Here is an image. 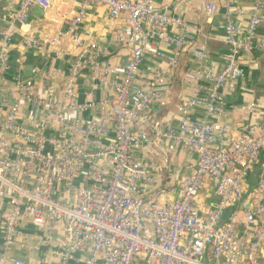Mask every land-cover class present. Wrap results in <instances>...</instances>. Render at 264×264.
<instances>
[{"label":"built area","instance_id":"obj_1","mask_svg":"<svg viewBox=\"0 0 264 264\" xmlns=\"http://www.w3.org/2000/svg\"><path fill=\"white\" fill-rule=\"evenodd\" d=\"M251 2L243 29L232 20L241 9L224 2L217 25L225 44L222 67L182 74L194 87L179 103L173 125L162 114L181 51L187 49L194 63L208 57L207 48L196 44V27L176 15V5L80 0L66 30L22 33L25 52L45 61L68 59V75L54 74L37 91L33 78L4 83L18 27L34 7H51L50 0L20 1L0 30V197L10 199L2 215L0 264H25L7 252L28 224L44 246L62 227L54 251L58 264H261L256 252L264 245V122L225 143L221 126L189 117L195 108L206 117L222 116L226 90L242 73L240 59L264 52V37L256 39L264 28V1ZM90 7L105 9L107 27L121 20L115 42L128 46L121 69L110 65L104 47L86 42L91 32L83 22ZM214 11L206 5L207 17ZM25 60L22 54L20 63ZM200 78L208 83L202 97ZM166 146L196 155L194 171L172 186L164 182ZM258 163L255 187L246 191L245 179ZM207 183L217 202L202 211L198 195ZM227 209V221L218 226Z\"/></svg>","mask_w":264,"mask_h":264},{"label":"crops","instance_id":"obj_2","mask_svg":"<svg viewBox=\"0 0 264 264\" xmlns=\"http://www.w3.org/2000/svg\"><path fill=\"white\" fill-rule=\"evenodd\" d=\"M21 0H0V30L5 26L7 19L16 11ZM49 9H41L40 12L34 7L28 14L26 22L19 26L15 36L9 45L10 71L4 77V83L10 84L16 76L25 78L27 68L31 67L30 78L35 80L37 91H40L49 83L54 74L63 77L68 75V59L57 60L52 58L45 61L34 51H24L21 46V34L33 33L35 36L51 34L55 31H63L68 27V21L73 19L80 10V0H50ZM228 1L232 8L241 9L242 13L233 16V22L243 29L247 22L251 9V0H159L161 4L176 5V15L186 19L196 27V44L207 48L208 57L194 63L190 58L189 68H200L218 72L222 67L221 56L225 51L222 31L217 25L222 20L223 4ZM264 1V0H263ZM213 4L214 13L207 17L206 5ZM106 11L102 7H90L85 10L83 27L91 32L86 38L87 43H95L107 50L110 65L121 69L128 55L127 45H118L115 39L122 34L121 20L113 27L106 26ZM177 31V30H176ZM199 34V36H197ZM264 37V28L257 35ZM167 50L166 52H169ZM24 54L25 63L21 64L19 57ZM191 56V55H190ZM150 61L145 66L151 65ZM242 71L241 76L234 83L233 88L226 90L227 104L224 113L220 117H206L203 108H195L190 111L189 117L194 120L206 119L211 124L221 126L225 143L241 134L252 124L264 122V52L252 51L243 56L239 61ZM187 69V70H188ZM33 71V72H32ZM82 81H79L81 84ZM198 95L205 96L208 92V83L200 78L197 82ZM194 83L183 79L178 85L173 83L172 93L168 104L163 109L162 117L173 125L179 122L178 105L182 99L190 95ZM42 91V90H41ZM25 118L30 117V110L21 104ZM22 114L20 116L23 117ZM170 164L164 173V182L167 186L175 185L182 175L191 174L196 165V155L189 154L183 149L172 150L165 147ZM248 178V177H247ZM247 178L245 190L250 189ZM255 186V183L253 184ZM217 197L210 183H207L199 192L198 206L202 211L213 208ZM10 208V199L7 196L0 197V254L2 252V215ZM23 237L12 246L7 256L11 259H21L25 264H58V257L54 254L55 247L63 235V229L58 226L49 245L38 243L41 235L32 225H24ZM253 230V227L251 228ZM256 257L264 264V245L256 252ZM11 264V263H8Z\"/></svg>","mask_w":264,"mask_h":264},{"label":"trees","instance_id":"obj_3","mask_svg":"<svg viewBox=\"0 0 264 264\" xmlns=\"http://www.w3.org/2000/svg\"><path fill=\"white\" fill-rule=\"evenodd\" d=\"M197 36H199V34ZM190 58L191 56L188 50L183 49L180 53V60L175 70L174 84L176 83V85H178L181 81H183L182 74L189 68ZM258 170H259V163L254 167L253 173L247 178L250 191L253 190V188L255 187L253 184L256 182V175L258 173Z\"/></svg>","mask_w":264,"mask_h":264},{"label":"water","instance_id":"obj_4","mask_svg":"<svg viewBox=\"0 0 264 264\" xmlns=\"http://www.w3.org/2000/svg\"><path fill=\"white\" fill-rule=\"evenodd\" d=\"M36 10H37L38 12L41 11L40 7H38V6L36 7ZM30 71H31V67H28V68H27V72L25 73V78H24V79H28V78H30V77H29V76H30V75H29V74H30ZM235 207H237V205H235ZM228 216H229V210L227 209V210L224 211V213H223V215H222V218H221V220H220L218 226H221L224 222H226L227 219H228Z\"/></svg>","mask_w":264,"mask_h":264}]
</instances>
